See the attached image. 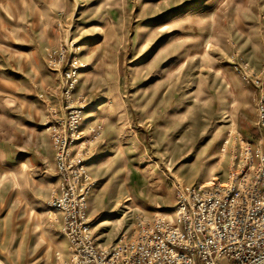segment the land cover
I'll return each mask as SVG.
<instances>
[{
    "label": "rangeland",
    "instance_id": "1",
    "mask_svg": "<svg viewBox=\"0 0 264 264\" xmlns=\"http://www.w3.org/2000/svg\"><path fill=\"white\" fill-rule=\"evenodd\" d=\"M70 43L102 245L173 219L175 187L225 179L245 145L264 152V0H0V264L68 262L44 121L49 55Z\"/></svg>",
    "mask_w": 264,
    "mask_h": 264
},
{
    "label": "built area",
    "instance_id": "2",
    "mask_svg": "<svg viewBox=\"0 0 264 264\" xmlns=\"http://www.w3.org/2000/svg\"><path fill=\"white\" fill-rule=\"evenodd\" d=\"M73 43L49 57L59 73V101L46 103L44 121L54 151L56 190L45 202L60 217L69 264H264V152L254 162L249 145L223 180L177 185L173 219L155 214L137 218L130 236L102 245L89 216L94 181L87 169L89 139L81 131L85 100L76 97L85 65ZM81 99V100H80ZM264 130V86L257 100ZM237 158V157H236ZM235 158V159H236Z\"/></svg>",
    "mask_w": 264,
    "mask_h": 264
},
{
    "label": "crops",
    "instance_id": "3",
    "mask_svg": "<svg viewBox=\"0 0 264 264\" xmlns=\"http://www.w3.org/2000/svg\"><path fill=\"white\" fill-rule=\"evenodd\" d=\"M49 144V146H50V148H51V152H52V157H53V166H54V170H55V161H54V151H53V148H52V145H51V143L49 142L48 143ZM88 164V163H87ZM88 166V165H87ZM54 175H56V173L54 174ZM56 182H57V177H56ZM66 239V238H65ZM66 247H67V253H68V262H67V264H69V261H70V256H71V249H70V245H69V242H68V240L66 239ZM55 254L57 255V260L59 261V252L56 250V252H55ZM219 263H221V264H234V263H232L231 261H228L227 259H221L220 261H219ZM218 263V264H219Z\"/></svg>",
    "mask_w": 264,
    "mask_h": 264
}]
</instances>
